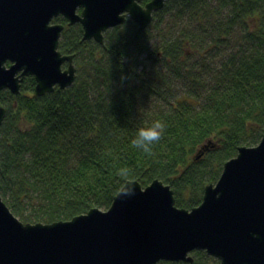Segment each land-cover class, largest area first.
<instances>
[{"label": "trees", "instance_id": "1", "mask_svg": "<svg viewBox=\"0 0 264 264\" xmlns=\"http://www.w3.org/2000/svg\"><path fill=\"white\" fill-rule=\"evenodd\" d=\"M155 17L144 30L127 19L99 44L59 16L74 83L37 96L28 76L19 94L0 91V195L22 222L107 210L129 180L159 179L191 209L240 146L260 142L264 0H167ZM156 120L166 127L152 151L133 147ZM191 256L157 264H220L203 250Z\"/></svg>", "mask_w": 264, "mask_h": 264}, {"label": "water", "instance_id": "2", "mask_svg": "<svg viewBox=\"0 0 264 264\" xmlns=\"http://www.w3.org/2000/svg\"><path fill=\"white\" fill-rule=\"evenodd\" d=\"M142 1L0 0V91L19 94L28 76L37 96L71 86L73 55L58 50L64 25L53 20L78 23L82 40L102 44L104 32L126 19L144 30L167 0ZM5 114L0 105V126ZM194 250L220 264H264V134L238 148L191 209L177 207L159 179L145 187L129 180L107 210L52 223L22 222L0 195V264L192 262Z\"/></svg>", "mask_w": 264, "mask_h": 264}, {"label": "clouds", "instance_id": "3", "mask_svg": "<svg viewBox=\"0 0 264 264\" xmlns=\"http://www.w3.org/2000/svg\"><path fill=\"white\" fill-rule=\"evenodd\" d=\"M165 127L160 120L153 121L149 127H140L132 140L133 147L144 153H150L153 146L162 139Z\"/></svg>", "mask_w": 264, "mask_h": 264}, {"label": "flooded vegetation", "instance_id": "4", "mask_svg": "<svg viewBox=\"0 0 264 264\" xmlns=\"http://www.w3.org/2000/svg\"><path fill=\"white\" fill-rule=\"evenodd\" d=\"M147 2V1H146ZM146 2H144V0L141 2V5L142 6H144V4L146 3ZM154 14L155 13H153V16H154ZM64 18V17H63ZM127 20V19H126ZM66 22H67V25H68V21L66 20ZM135 23V22H134ZM76 24H78V23H76ZM136 24V23H135ZM73 25H75V24H73ZM137 25V24H136ZM68 26H72V25H68ZM121 26V25H120ZM115 27H117V26H115ZM138 27V26H137ZM114 28V27H113ZM113 28H110V29H113ZM110 29H107L106 31H108V30H110ZM105 31V32H106ZM105 32H104V34H105ZM67 65H68V63L67 62H65L63 65H62V67L63 68H66L67 67ZM73 65L75 66V69H76V73H77V67H76V65H75V63H74V58H73ZM55 88H57V87H55Z\"/></svg>", "mask_w": 264, "mask_h": 264}, {"label": "rangeland", "instance_id": "5", "mask_svg": "<svg viewBox=\"0 0 264 264\" xmlns=\"http://www.w3.org/2000/svg\"><path fill=\"white\" fill-rule=\"evenodd\" d=\"M166 3V2H165ZM165 5V4H164ZM164 7V6H163ZM153 24H152V27L151 28H153L154 27V24L155 23H157V18L155 17V19H153V21H151ZM150 25V24H149ZM148 25V26H149ZM155 31H157L156 29L154 30V29H152L151 30V32H155ZM143 58H145V56H142ZM148 64H149V62H147ZM144 64H146V61L144 60Z\"/></svg>", "mask_w": 264, "mask_h": 264}]
</instances>
